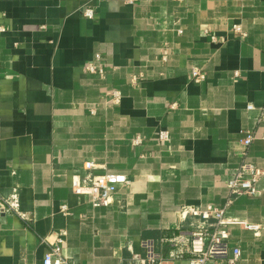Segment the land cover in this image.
<instances>
[{"label": "crops", "instance_id": "1", "mask_svg": "<svg viewBox=\"0 0 264 264\" xmlns=\"http://www.w3.org/2000/svg\"><path fill=\"white\" fill-rule=\"evenodd\" d=\"M0 26V196L17 191L29 216L0 214V264H43L61 235L71 264L168 258L162 239L192 231L182 209L231 197L247 131V161L264 169V0H0ZM98 55L103 75L85 70ZM87 163L129 178L112 206L72 193ZM258 189L226 216L263 229L232 227L227 258L207 264H232L233 247L234 264H264V177Z\"/></svg>", "mask_w": 264, "mask_h": 264}, {"label": "built area", "instance_id": "2", "mask_svg": "<svg viewBox=\"0 0 264 264\" xmlns=\"http://www.w3.org/2000/svg\"><path fill=\"white\" fill-rule=\"evenodd\" d=\"M132 2L134 0H131ZM181 1V0H177ZM82 16L85 19L93 20L95 12L93 8H86ZM6 29L0 26V33H4ZM233 31L245 36L241 25H234ZM182 34V31L179 32ZM215 42L216 38L212 37ZM168 49L164 52V59L167 60ZM103 57L98 55L96 62L85 65V70L90 74L103 75L105 67L103 65ZM192 82L201 84L206 80L205 74L199 69H194L191 73ZM136 82V79L133 80ZM110 103L117 106L121 103L122 94L119 91L111 93ZM248 110H256L253 105L247 107ZM262 117H264V104L259 108ZM258 133L255 131L245 132V136L241 141L243 151V161L236 171L234 178L227 183L231 197L223 208L208 206L185 207L180 211V220L182 222L193 219L190 224L192 231L188 235L179 234L162 239L163 244L170 246L169 257L164 258L162 255L152 252L148 249L146 258L138 259L139 264H175L176 261L188 259V264H207L209 261H221L227 258L230 251L231 228L234 226L242 227L248 231H252L258 235L263 229L262 225L250 224L226 216V210L237 198L243 196L256 197L260 195L258 183L264 177V169H260L247 161L248 151L257 140ZM159 139L166 142L169 139L168 132H160ZM143 139L140 137L133 140L134 146H140ZM102 169L93 163H87L85 176H75L71 182L72 193L78 196H86L93 208H108L113 205L114 198L117 193L126 186L130 185V180L125 175H116L109 173H98ZM67 206H62L60 212L69 215ZM0 214L16 216L25 222L29 221V216L20 209L19 193L15 191L9 197L0 196ZM44 243H48L47 239H43ZM242 251L239 247L232 248V258L230 263L234 264L240 260ZM43 264H71L64 250V235L56 239V243L49 244V250L46 253Z\"/></svg>", "mask_w": 264, "mask_h": 264}]
</instances>
